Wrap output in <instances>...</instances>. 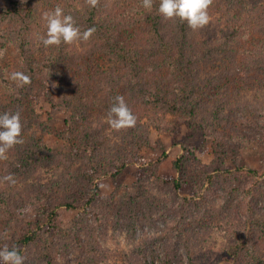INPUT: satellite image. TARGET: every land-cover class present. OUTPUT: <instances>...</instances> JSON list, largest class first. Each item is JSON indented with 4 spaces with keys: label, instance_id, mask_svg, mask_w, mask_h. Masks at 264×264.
<instances>
[{
    "label": "trees",
    "instance_id": "trees-1",
    "mask_svg": "<svg viewBox=\"0 0 264 264\" xmlns=\"http://www.w3.org/2000/svg\"><path fill=\"white\" fill-rule=\"evenodd\" d=\"M259 1L212 0L207 11L215 5L222 11L221 18L214 21L210 19L208 25L196 31L179 19L164 20L157 11L159 0H153L151 11L142 7V0H97L95 7L88 0H7L6 5H0V25L4 21L11 25L16 21L20 23L15 25L17 35L14 44L21 66L31 74V88L35 91L31 99L46 97L50 105L63 106L71 112L72 108L87 110L95 104L108 114L114 97L121 95L137 119L134 127L125 129L127 139L122 142L123 145L135 142L138 137L143 140L148 129L142 125L144 119L149 125L162 130L169 127L160 118L161 113L167 110L175 117L172 129L187 124L193 131H199L202 137L213 139L215 152L210 172L204 174V182L194 194L195 201L200 200L201 204L194 202V199L180 197L178 193L183 189V182L171 180L164 183L157 180L158 187L164 184L175 186L178 203L173 205L172 211L168 212L165 208L163 211L158 210L151 198L143 194L136 202V208L127 215L120 211V203H115L117 214H114L112 206L104 211L106 208L101 205L104 202L98 201L96 194L89 200L81 201V186L86 183L84 178L79 185L74 184L70 198L60 203L53 200L47 186L33 185L34 190L28 189L32 184L26 188L20 186L30 179L28 170L37 165L34 162L40 163L49 158L37 144L34 150L22 143L18 144L7 153L15 161L3 165L5 171L2 169L3 174H10L15 179V184L8 182L9 192L4 198L0 193V248L14 246L23 256L26 250L30 253L35 250V254L41 251L42 260L47 264H60L53 257V253L57 252H62L64 264H70L67 251L79 252L82 264H108L109 255L107 252L105 254L97 238L98 232L104 236L110 227L117 233L126 234L131 241L130 251L122 252L117 257L123 261L122 264H143L145 257L152 254L153 241L149 237L146 239L148 243L144 241L136 245L133 238L137 225H149L162 234L175 236L166 243V254L161 264H198V253L202 251L205 240H202V244L192 243L193 237L184 236V232L186 229L194 231L198 227L196 212L202 205V213L212 219L201 230L203 237L210 236L212 222L222 228V220L223 224L228 223V227L235 218L242 222L240 217L243 214L247 222L249 220L250 231L247 240L240 239L234 243L238 264H264V213L259 207L264 199V183L260 181L264 177V166L256 171L239 165L242 150L253 142L264 141V124L253 121L245 125L253 131L251 134L242 133L245 138L240 141L235 132L226 128V121L216 120L215 116L221 117L219 113L216 114L221 109L214 113L218 104L207 110L212 117L202 109L196 99L197 83H194L200 80L201 62L211 69L210 79L207 80L211 84L226 72L238 77L239 85L248 83L246 74L252 68L264 75V6L257 16L248 12V6H255ZM57 6L63 8L66 15L73 16L81 32L88 28L96 29L89 41L71 46L62 44L59 47H44L41 37L46 38L47 27L43 16ZM34 83L39 85L35 86ZM216 93L214 98L229 95L227 91ZM235 100V106L246 110L245 114H249L247 111L251 108L264 116V94L260 101L246 100L245 97H236ZM76 102H79L78 107L74 105ZM73 114L80 119L86 117V123L90 120L89 111L82 114L73 110ZM226 120L231 124L228 117ZM87 132L84 131L83 137L88 135ZM258 135L262 139H258ZM103 141L101 136L94 133L93 137L88 135L85 142L87 148L97 151L102 143L106 146ZM125 149L120 148L119 151ZM110 151L113 152V148ZM229 161L233 163L234 173L228 166ZM175 166L178 171H182L184 160ZM120 171L121 168L116 167L112 175L118 176ZM215 172L229 178V185L225 188V205L215 211V214H219L216 217L209 214L211 209H205L208 204H212L214 196H201L205 182L210 185L215 183V175H212ZM4 177H0V183H7ZM150 177L146 169L140 170L141 181L149 182ZM62 207L90 208L94 222L90 224L85 217L77 225L69 243H55L53 239L48 242L51 248L45 249L41 245V232L44 231L41 224L46 219L50 225L45 230H53L51 226L57 225V211ZM224 210L229 215L223 214ZM26 211L36 213L39 223L35 224V229H19L18 225L25 218ZM159 223L164 225L162 229L158 227ZM81 234H84V239ZM57 235H61L59 229ZM182 248L188 255L187 261L180 253Z\"/></svg>",
    "mask_w": 264,
    "mask_h": 264
},
{
    "label": "rangeland",
    "instance_id": "rangeland-1",
    "mask_svg": "<svg viewBox=\"0 0 264 264\" xmlns=\"http://www.w3.org/2000/svg\"><path fill=\"white\" fill-rule=\"evenodd\" d=\"M6 1L0 0V5H6ZM262 6H264V0H260L255 6L250 4L248 12L253 16H257V14L261 13ZM234 12H236V8ZM221 13L220 8L215 5L208 11V14H211L210 18L212 21L219 20ZM8 23L4 21V24L0 25V113L19 112L22 123V144L26 145L30 150H34L36 144L41 146L49 158L40 163L34 162L37 165L28 170L31 177L27 183L17 184L24 186V188L32 184L28 189H33L32 186L38 184L47 186V190L50 191L49 193L53 200L60 203L61 200L70 198L74 184L79 185L84 178L86 183H84L85 186H81L83 190V193L80 194L81 201L89 200L96 194L98 201L104 202L101 204L106 208L104 211L112 206L114 214H117L115 203H120V211L129 215L136 208V202L143 194L151 198L158 210L163 211V208H165L168 209V212H171L173 205L178 203L175 199V186L174 184H164L162 187H158L157 185L159 184L156 181L166 183L175 180L184 183L183 189L178 193L182 199H194V202L201 204L200 200L195 201L196 197H194V194L197 191L196 188H199L204 182V174L210 172V167L215 161L213 139L202 137L199 131H193L184 123L176 130L172 129L171 125L175 117L167 110H164L160 118L165 120L169 127L162 130L154 125H149L148 121L144 119L142 125L147 126L148 129L147 133L144 134L143 140L138 137L135 142L123 145L122 142L127 139L125 130L117 132L111 129L108 124V114L95 104L90 105L87 110L72 108L71 112V110L63 106L50 105L46 97L39 96L31 99L35 95V91L32 90L33 87L31 88V81L23 87H16L15 83L10 80L12 72L20 71L29 77H31V74L21 66L19 55L15 50L14 39L17 35H15V25L20 23L18 21L13 22L12 25ZM199 68L202 70L200 80L194 82L197 83L198 87L196 99L210 117L212 116L207 110H211V106L215 108L214 104H218L214 113L218 109L222 111L216 112V114L219 113L221 115V117L215 116L216 120L220 122L222 120L226 121V128L235 132L236 137L240 141H244L242 139L245 138L242 133L250 132L249 134H251V131H253L251 127H246L245 125L253 121L261 125L264 124V116L262 114H258L257 111L251 108L247 111L249 114H245L246 110L235 106L236 97L237 99L238 97H245L246 100L252 101H260L262 99V94H264L263 73L255 68L246 69L247 71L249 70L246 74L248 83L239 85L238 77L235 78L232 73L227 74L226 72L224 76L217 77L213 82L214 84H211L207 81L210 79L209 73H211V69L206 68V64L202 62ZM91 75H93L92 71ZM92 84L94 83L92 82ZM34 85L38 86L39 84L34 83ZM209 87L211 92H213L212 94L209 91ZM216 91L218 92L216 94L227 91L229 95H225L222 98H214ZM77 104L79 102L74 105L78 107ZM73 110L80 111L82 114L89 111L90 120L86 123V117L80 119L79 116L73 114ZM227 117L231 124L226 120ZM84 131H88L87 134L91 137H93L94 133L101 136L102 140H104L103 142H106V146L102 143L97 151L91 150L90 147L87 148V142L85 141L88 135L83 137ZM258 139H262V137L258 135ZM185 147L190 148L191 154L187 150L188 148ZM112 148L113 152L110 151ZM120 148L126 149L125 151H119ZM13 158L8 156L6 160H0V177L10 175L7 173L3 174L2 169L3 165L13 164L15 161ZM183 160L185 166L182 171H178L175 165ZM239 160H241L239 162L241 167L260 171L261 167L264 166V141L258 140L249 144L241 151ZM228 166L231 172L234 173L231 161L228 162ZM116 167L121 168V171L118 176L114 177L112 172L115 171ZM142 169H146L148 174L151 175L149 182L141 181L140 170ZM217 174V172L212 174L215 175V183L210 185L205 182V186L201 190V196H214L212 204H208L205 209H211L212 212L209 214L215 217L219 215L218 213L215 214V211L225 205V188L229 185L227 176ZM260 181L264 183V177L260 178ZM9 186L8 181L7 183H0L1 197L4 198L5 194L9 192ZM125 204L128 206H125ZM259 207L264 213V199L259 204ZM1 208L2 205H0ZM203 210L201 205V207H198L199 212H196L198 227L194 231L186 229L184 232V236L191 235L193 237L191 239L192 243L200 242L202 244V240H205L202 251L198 253V264H238L237 249L234 243H237L240 239L242 241L248 239L247 234L250 231L249 220L247 222V218L242 214V217H240L243 220L242 222H240L239 218H235L231 222V226L228 227V223L223 224L221 220L220 225H222V228L212 222L210 225L212 229L210 236L205 238L201 230L207 227V223L211 222L212 219H209L208 215H204L202 213ZM57 212L58 222L57 225L52 224L51 228L53 230H45L47 225H50L48 220L45 219L44 224H41V228L44 229L41 232L43 240L41 245H44L45 249L51 248L48 242L53 239L55 243L65 241L66 244L69 243L74 236L77 225L85 217L90 224L94 222V216L90 208L71 209L62 207ZM222 212L229 215L227 210ZM25 213V218L18 225L19 229H35V224L39 223L36 220V213L28 211ZM158 227L162 229L164 225L159 223ZM58 229L61 235H57ZM98 234L99 238L97 239L101 248L105 250V254L107 252L109 255L108 264H122L123 261L117 257L121 256L122 252H129L130 248H132L131 241L126 237L127 235L117 233L110 227L104 236H101L100 232ZM149 237L153 241L151 245L152 254L145 257L143 264H161L166 254L165 245L175 236H169L166 233L162 234L155 227L149 225H137L133 242L139 245L144 241L147 242L146 239H149ZM81 238L84 239V234H81ZM195 239L198 240L195 241ZM35 252V250L33 253L28 250L23 251L25 256L24 264L48 263L42 260L43 254H41V251L36 254ZM180 253L184 260L187 261L188 255L183 248ZM67 255L71 261L70 264H82L79 259V252L67 251ZM53 257L58 260V263H65L62 259V252L53 253ZM203 258L206 260L204 261Z\"/></svg>",
    "mask_w": 264,
    "mask_h": 264
},
{
    "label": "clouds",
    "instance_id": "clouds-1",
    "mask_svg": "<svg viewBox=\"0 0 264 264\" xmlns=\"http://www.w3.org/2000/svg\"><path fill=\"white\" fill-rule=\"evenodd\" d=\"M88 2L95 7L97 0H88ZM211 2L212 0H159L157 11L164 20L179 19L196 31L209 24L211 18L207 10ZM142 7L151 11L153 0H142ZM43 19L46 21L47 32L46 38L41 37V42L46 48L87 42L96 31L95 28H88L81 32L73 16L66 15L60 6L44 13ZM10 80L16 87L30 83V77L20 71L12 72ZM136 123L137 119L129 109L125 98L121 95L115 96L108 112V124L111 129L119 132L134 127ZM21 143L23 140L20 113H0V160H6L7 153ZM4 180L15 184V179L11 175L4 177ZM24 260L25 257L16 247L0 248V264H24Z\"/></svg>",
    "mask_w": 264,
    "mask_h": 264
}]
</instances>
